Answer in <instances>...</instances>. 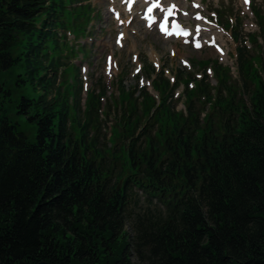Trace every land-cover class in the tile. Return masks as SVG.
<instances>
[{
  "label": "trees",
  "instance_id": "1",
  "mask_svg": "<svg viewBox=\"0 0 264 264\" xmlns=\"http://www.w3.org/2000/svg\"><path fill=\"white\" fill-rule=\"evenodd\" d=\"M86 1L0 0V264H264V15L234 36L236 79L146 64L158 96L103 85L83 106L61 31L86 33Z\"/></svg>",
  "mask_w": 264,
  "mask_h": 264
},
{
  "label": "rangeland",
  "instance_id": "2",
  "mask_svg": "<svg viewBox=\"0 0 264 264\" xmlns=\"http://www.w3.org/2000/svg\"><path fill=\"white\" fill-rule=\"evenodd\" d=\"M122 1L116 0V8ZM169 2L171 1L164 0L163 4L167 6ZM175 2L177 8L174 19L192 30V35L185 39L162 35L156 25L147 26L143 18L131 20L130 25H127L125 37L118 39V32H123L120 26L122 21L116 19L114 13L110 11L115 5L112 0H90L84 3L91 4L90 12L94 16L92 22L87 25L86 33L76 35L74 32L61 31L66 34L65 40L69 43L61 61L68 64L65 67L68 70L67 79L77 73L79 80L84 83L81 100L83 106L87 93L95 88L102 89L103 85H106L108 98L119 94L118 85L125 86L127 91L133 90L136 86L139 89L147 87L152 94L158 96L152 85L156 74L152 73L149 77L150 69L146 64L153 65L156 72L164 68L165 76L171 81L176 79L179 71L192 73L196 78L202 79L206 70L210 76L208 81L215 85L216 80L211 67L214 63L205 68L200 67V64L217 60L232 69L235 79L238 77L236 49L241 41H235L234 36L241 32L245 40L248 33L260 30L255 11L260 10L264 15V0H250L247 4L243 0H175ZM140 5L141 3L137 8L141 10ZM197 14L201 17L196 18ZM123 19H129L124 12ZM74 21L78 24L82 22ZM195 34H199V37L194 38ZM212 34L215 41H202L201 47L196 46L197 40L210 39ZM217 45H220L221 50ZM74 66L78 67V72H75ZM62 71L58 75L57 84L62 83L65 86ZM182 93L184 94L183 85L177 89L176 97ZM177 109H184V97L178 101ZM8 114L13 121L19 123L21 131H25L31 140L35 139V127L26 117L16 114L15 109L9 110ZM113 124V119H103V141H108L111 136ZM142 204H147L144 198ZM126 229L132 234L130 225H127Z\"/></svg>",
  "mask_w": 264,
  "mask_h": 264
},
{
  "label": "bare ground",
  "instance_id": "3",
  "mask_svg": "<svg viewBox=\"0 0 264 264\" xmlns=\"http://www.w3.org/2000/svg\"><path fill=\"white\" fill-rule=\"evenodd\" d=\"M151 1L152 0H136L135 3L131 4V3H129V0H123L122 3H120V4L117 5V16L119 17V21H122L120 23V26H121V28L123 29L124 32H127V30H128L127 25L128 26L130 25V23H129L130 20H133V19H135V20L137 19L138 20L139 18H141L140 11L137 8V5L139 3H143V6L145 8L146 5L149 2H151ZM170 1L171 2H169L167 5H169V4L176 5L175 0H170ZM243 1L245 3V0H243ZM112 2L115 4V5H113V7H116V0H112ZM176 8H177V6H176ZM123 12L126 13V15H127V17L129 19H126V20L125 19H122V20H120L121 17H122ZM190 35H192V34H190ZM190 35L188 37H190ZM188 37L187 36L186 37L182 36L180 38L185 39V38H188ZM193 37L194 38H197V37H199V34H195V35H193ZM197 41H200V42H202V41L203 42H206V41H215V37H214V34H212V37L210 39H206L205 38L203 40H197ZM217 47L221 50L220 45H217Z\"/></svg>",
  "mask_w": 264,
  "mask_h": 264
},
{
  "label": "snow or ice",
  "instance_id": "4",
  "mask_svg": "<svg viewBox=\"0 0 264 264\" xmlns=\"http://www.w3.org/2000/svg\"><path fill=\"white\" fill-rule=\"evenodd\" d=\"M245 3H250V0H245ZM158 6H159L158 4H153L152 7H150L148 9V12L151 13L153 11V9L156 8V7H158ZM197 7H199V6L197 5ZM172 8L174 9L175 8V5H173ZM198 18H200V17H198ZM177 28H179V25H177ZM169 34H171V33H169ZM178 34H180V33H178ZM182 34L187 35L188 33L185 32V33H182ZM196 46L197 47H200L199 44H197Z\"/></svg>",
  "mask_w": 264,
  "mask_h": 264
},
{
  "label": "water",
  "instance_id": "5",
  "mask_svg": "<svg viewBox=\"0 0 264 264\" xmlns=\"http://www.w3.org/2000/svg\"><path fill=\"white\" fill-rule=\"evenodd\" d=\"M37 264H54V263H51V262H48V261H40L39 263H37Z\"/></svg>",
  "mask_w": 264,
  "mask_h": 264
}]
</instances>
